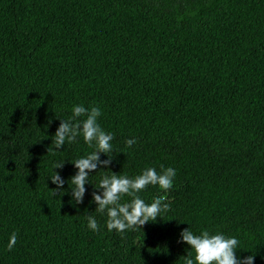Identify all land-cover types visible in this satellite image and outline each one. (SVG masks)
I'll return each mask as SVG.
<instances>
[{"label": "trees", "instance_id": "1", "mask_svg": "<svg viewBox=\"0 0 264 264\" xmlns=\"http://www.w3.org/2000/svg\"><path fill=\"white\" fill-rule=\"evenodd\" d=\"M75 104L101 108L108 171L176 169L167 192L138 194L164 197L155 221L104 227L90 201L106 170L79 205L50 191L52 171L67 182L92 150L52 147ZM187 227L264 264V0H0V264H184Z\"/></svg>", "mask_w": 264, "mask_h": 264}, {"label": "clouds", "instance_id": "2", "mask_svg": "<svg viewBox=\"0 0 264 264\" xmlns=\"http://www.w3.org/2000/svg\"><path fill=\"white\" fill-rule=\"evenodd\" d=\"M102 115L98 105L85 107L83 104H75L71 108V115L66 119H60L52 140V147L60 149L65 144H72L78 137H82L83 142L92 149L85 155L71 162L75 174L66 182L58 172L53 169L63 167L64 161H55L52 166V175L49 178L55 185V189L50 190L53 194H69L73 205L83 202L85 195V185L89 183L91 173L104 172L108 175H101L96 189L91 193V203L96 205L95 212L105 214L107 219L104 227L108 231L115 230L117 233H124L130 229H135L148 222L155 221L157 217L168 209V204L163 203L164 197L157 196L151 203H146L138 195L147 186H156L159 190L167 192L173 187L176 177V169L167 167L157 172L155 168L147 167L140 174L129 177L126 174H115L107 170L112 160L114 139L113 133L106 132L98 122ZM136 138L125 140L128 148L136 144ZM53 153L57 151H53ZM103 154L107 157L100 159ZM114 154V153H113ZM98 168L104 169L97 171ZM72 187H69V182ZM68 184L70 193L64 189ZM124 196L129 197V201L122 202ZM87 228L92 232H98L100 226L94 216H87ZM17 241L15 232L11 233L7 241V248L11 250ZM179 242L186 244L190 249L189 255L184 257V264H253L254 256H237L236 251L240 244L235 236H225L223 233H212L209 230H202L195 234L189 227L183 229L179 234Z\"/></svg>", "mask_w": 264, "mask_h": 264}]
</instances>
